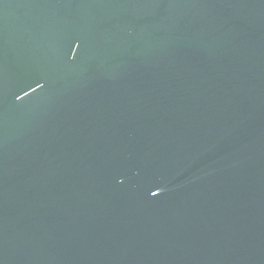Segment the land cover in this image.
Returning <instances> with one entry per match:
<instances>
[{
    "label": "water",
    "instance_id": "95a60500",
    "mask_svg": "<svg viewBox=\"0 0 264 264\" xmlns=\"http://www.w3.org/2000/svg\"><path fill=\"white\" fill-rule=\"evenodd\" d=\"M0 264H264V0H0Z\"/></svg>",
    "mask_w": 264,
    "mask_h": 264
}]
</instances>
